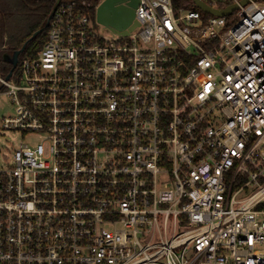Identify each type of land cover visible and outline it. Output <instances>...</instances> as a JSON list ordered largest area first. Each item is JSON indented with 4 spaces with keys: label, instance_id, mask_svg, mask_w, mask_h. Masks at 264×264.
<instances>
[{
    "label": "built area",
    "instance_id": "built-area-1",
    "mask_svg": "<svg viewBox=\"0 0 264 264\" xmlns=\"http://www.w3.org/2000/svg\"><path fill=\"white\" fill-rule=\"evenodd\" d=\"M102 1L61 0L0 75L25 139L0 159V264H264V0H140L113 38Z\"/></svg>",
    "mask_w": 264,
    "mask_h": 264
},
{
    "label": "trees",
    "instance_id": "trees-1",
    "mask_svg": "<svg viewBox=\"0 0 264 264\" xmlns=\"http://www.w3.org/2000/svg\"><path fill=\"white\" fill-rule=\"evenodd\" d=\"M95 6L100 0H86ZM175 8L192 7L191 0H172ZM55 0H0V75L6 77L12 65L4 60V54H12L27 42V47L19 56L21 62L25 57L35 56L47 40V28L30 40L35 32L45 27ZM210 14L203 13L204 18Z\"/></svg>",
    "mask_w": 264,
    "mask_h": 264
},
{
    "label": "water",
    "instance_id": "water-1",
    "mask_svg": "<svg viewBox=\"0 0 264 264\" xmlns=\"http://www.w3.org/2000/svg\"><path fill=\"white\" fill-rule=\"evenodd\" d=\"M60 1L61 0H55V4L48 16L45 27L35 32L30 40L34 39L37 35L44 32V30L48 27L49 21ZM191 1L195 7H197L204 13L214 16H227L236 9L235 5H230L226 8H217L210 6L203 0ZM139 2L140 0H103L96 9V21L100 25L110 30L112 33H117L121 36H128L131 31L139 26V22L136 19L135 12V9L138 6ZM247 2L248 1H244L243 3L246 4ZM27 42L21 49L14 51L12 54H4V60L12 65V68L6 76V79L10 78L13 71L17 67L19 63V56L25 51Z\"/></svg>",
    "mask_w": 264,
    "mask_h": 264
},
{
    "label": "rangeland",
    "instance_id": "rangeland-1",
    "mask_svg": "<svg viewBox=\"0 0 264 264\" xmlns=\"http://www.w3.org/2000/svg\"><path fill=\"white\" fill-rule=\"evenodd\" d=\"M100 34L108 38L115 37L114 33L105 28L102 25H97L96 27ZM15 114L14 106L11 104L9 98L4 95H0V159L8 150L16 148L23 139L20 132L13 130L4 129L2 126V121L4 117L13 116Z\"/></svg>",
    "mask_w": 264,
    "mask_h": 264
},
{
    "label": "snow or ice",
    "instance_id": "snow-or-ice-1",
    "mask_svg": "<svg viewBox=\"0 0 264 264\" xmlns=\"http://www.w3.org/2000/svg\"><path fill=\"white\" fill-rule=\"evenodd\" d=\"M237 87H239V85H237Z\"/></svg>",
    "mask_w": 264,
    "mask_h": 264
}]
</instances>
